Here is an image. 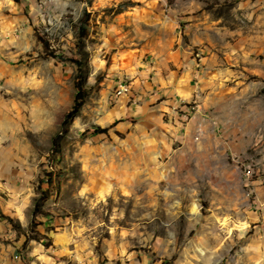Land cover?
Returning <instances> with one entry per match:
<instances>
[{
	"label": "rangeland",
	"instance_id": "obj_1",
	"mask_svg": "<svg viewBox=\"0 0 264 264\" xmlns=\"http://www.w3.org/2000/svg\"><path fill=\"white\" fill-rule=\"evenodd\" d=\"M0 13L2 244L27 264H264V0ZM80 22L89 97L68 122L78 67L52 56L80 58Z\"/></svg>",
	"mask_w": 264,
	"mask_h": 264
},
{
	"label": "trees",
	"instance_id": "obj_2",
	"mask_svg": "<svg viewBox=\"0 0 264 264\" xmlns=\"http://www.w3.org/2000/svg\"><path fill=\"white\" fill-rule=\"evenodd\" d=\"M79 27H80V32H81L80 38H79V44H78L80 58L73 59V58H69L64 55L52 56L54 59H60L63 62H71L78 67V75L76 78L77 95H76V99L74 102V106L70 114L68 115V122H72L76 117L80 115L89 97L88 90L85 84L86 82L85 66H87V64L84 60V57L87 55V53L85 52V41L87 40V36H88V26L85 22H80ZM47 48H48V45H47ZM119 124L120 122H117L108 129H103L99 126H95L93 128L92 136H102V135L107 136L109 132L113 129H116V127ZM7 219L11 221L10 218H7Z\"/></svg>",
	"mask_w": 264,
	"mask_h": 264
},
{
	"label": "crops",
	"instance_id": "obj_3",
	"mask_svg": "<svg viewBox=\"0 0 264 264\" xmlns=\"http://www.w3.org/2000/svg\"><path fill=\"white\" fill-rule=\"evenodd\" d=\"M5 18V16L0 13V20ZM2 21V20H1ZM5 22H8L7 20ZM162 61L161 66L165 72L169 69L170 65L173 64L175 66H183L187 64V60L185 57L180 53H173L167 51H162ZM161 77V75H160ZM164 79V77H162ZM2 225L0 224V232H1ZM0 264H27V262L22 258L18 253L17 250L13 249L12 247H6V245L0 242Z\"/></svg>",
	"mask_w": 264,
	"mask_h": 264
},
{
	"label": "built area",
	"instance_id": "obj_4",
	"mask_svg": "<svg viewBox=\"0 0 264 264\" xmlns=\"http://www.w3.org/2000/svg\"><path fill=\"white\" fill-rule=\"evenodd\" d=\"M131 93H132V85H131V83H128V82L127 83H124V91H122L118 95V99L125 98L126 96L130 95ZM200 112L201 111L199 110V105L197 104V105H195L194 107L191 108V113H190L189 116L196 115L197 113H200Z\"/></svg>",
	"mask_w": 264,
	"mask_h": 264
},
{
	"label": "bare ground",
	"instance_id": "obj_5",
	"mask_svg": "<svg viewBox=\"0 0 264 264\" xmlns=\"http://www.w3.org/2000/svg\"><path fill=\"white\" fill-rule=\"evenodd\" d=\"M124 83H126V82H124V81L120 82L119 88L117 90V95H119L122 91H124Z\"/></svg>",
	"mask_w": 264,
	"mask_h": 264
}]
</instances>
